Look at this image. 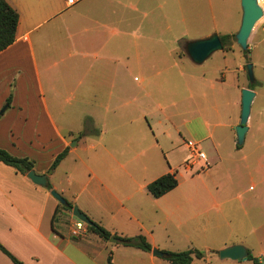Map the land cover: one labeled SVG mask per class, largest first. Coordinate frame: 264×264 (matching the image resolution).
<instances>
[{
  "label": "crops",
  "instance_id": "crops-1",
  "mask_svg": "<svg viewBox=\"0 0 264 264\" xmlns=\"http://www.w3.org/2000/svg\"><path fill=\"white\" fill-rule=\"evenodd\" d=\"M8 1L20 21L16 40L0 52V148L33 160L39 174L68 148L48 182L112 234H142L162 251L208 252L191 264H255L210 253L242 244L264 264V138H257L264 131V90L241 84L238 75L229 84L225 71L210 78L191 73L189 64L198 63L182 46L213 33L232 35L209 58L231 54L239 71L241 0H81L78 26L64 16L72 10L65 0ZM108 4L121 20L99 17ZM133 12L147 22L134 43L127 25ZM261 18L248 40L249 62L252 50L264 53ZM198 78L201 103L194 109L196 92L187 83ZM175 80L187 86L185 96L173 97ZM243 88L256 95L238 147ZM86 117L99 134L78 138ZM188 141L201 149L208 142V151L202 149L208 164H195L198 175L204 167V185L184 189L178 179L174 189L153 196L150 182L186 166ZM254 161L258 167L251 169ZM61 214L72 226L78 221L50 189L0 160V242L24 264H109L110 254L111 264H170L153 251L105 240L86 223L82 234L73 228L69 234L66 222L58 224ZM0 264H14L1 249Z\"/></svg>",
  "mask_w": 264,
  "mask_h": 264
},
{
  "label": "rangeland",
  "instance_id": "rangeland-1",
  "mask_svg": "<svg viewBox=\"0 0 264 264\" xmlns=\"http://www.w3.org/2000/svg\"><path fill=\"white\" fill-rule=\"evenodd\" d=\"M105 4V3H104ZM141 4V3H140ZM77 4L73 5L71 8V11H68V13H66L64 16L68 17L70 19H73V23L74 26H78L79 24H81V22L79 20H77V17L79 18V15L76 13L77 10H79V8L76 6ZM113 11V6L112 5H105L103 7H101V13L99 14V17L102 18V20H107L109 22H113V21H117V20H121L118 17L117 18H113L112 16V12ZM263 18L259 19L258 22L256 23V26H258ZM83 20V19H82ZM84 21V20H83ZM129 24V29L132 32L131 33V42H136V41H140V37L142 35V32L144 31L141 28H144L147 26V22L143 19L142 15L139 14V12H133L132 13V17H128L127 19V25ZM76 28V27H75ZM75 28L73 27V30H75ZM194 30H198L196 27L193 28ZM200 33H193L191 36H200ZM261 38L264 37V33L262 32ZM197 39V38H196ZM194 40V39H192ZM185 42L186 41H182V46H185ZM232 42V39L229 41V43ZM263 47V45H262ZM261 52H258L257 49H254L251 51L252 53V62L255 64V68H254V77L256 81H251V79L248 76L247 73V63L249 62L248 60V52L249 49L247 51H243L242 48L239 49V60L242 57L241 55L244 54L245 56V60L244 64L242 65V68L239 71H235V67H236V59H234L233 56H231V54H229V56L226 59H223L221 57L216 56V54H214V56H212L211 58L207 59L205 62L201 63V64H189L188 69L191 73H195L197 76L202 75V73H205L207 75L208 78L212 77V76H218L220 75V73H222L223 71H225L228 75L227 78V82L229 84L234 83L235 78L238 75L239 78V82L242 84H255L256 86H258V88H260L261 90H264V68L261 67V64L264 63V53L262 52V48L260 49ZM78 58H82V56L79 54L78 56H76ZM91 58V57H89ZM88 58V59H89ZM81 60V59H80ZM86 61V60H85ZM232 70H234L235 72H233ZM238 72V73H237ZM138 73V72H135ZM200 78L191 81V83H187L189 85L188 89L190 91H195L196 95L193 97V99H191V104L192 107L194 109L199 108L200 103H201V97L200 94H198L199 89H201V84H200ZM260 80L262 81V84H260ZM203 86L205 87L206 91L209 92L211 91V86L209 82H205V84H203ZM171 89V93L173 95L174 98H180L185 96V92L187 89V86L185 85V83H181L179 80H175L172 85L170 86ZM211 100V97L209 98V96L207 97V101ZM262 106V105H261ZM91 111L92 110V104L88 103L86 104V111ZM92 126L95 127L94 125V121H92ZM85 129V127H84ZM83 129V130H84ZM82 130V131H83ZM81 131V132H82ZM80 132V133H81ZM79 133V134H80ZM96 132L93 133H87V134H83V135H78V138L82 137V136H90V137H95ZM264 138V131L262 132V134L258 135L257 138ZM77 142V138L74 139L72 141V145L75 144ZM208 142L206 141H202L201 143V147L203 150L208 151V146H207ZM78 153H80L82 156H85L87 154V152H83L80 150V148H78ZM202 162V160H199V162ZM176 162H181V157H178ZM261 165H264V162H261ZM197 166V167H196ZM258 167V162L254 161L250 163V168L251 169H255ZM67 165L63 166V169H66ZM204 167H201V170L199 175L197 173V169H198V165H195V167L193 166L190 172V169L188 170L187 165L185 166L184 164L178 168L179 170V174L177 173V177L180 180V188H184L185 187H201L204 185V181H205V176L201 174H203L202 170ZM179 188V189H180ZM179 191V190H178ZM67 196V195H66ZM70 213H72V211H70ZM68 216V215H67ZM69 217V216H68ZM73 217V216H70ZM77 220H79L77 217H73ZM61 222H66V224H64V230L70 234L72 228H75V225H71V223H69L68 218L61 214L58 216V224H60ZM262 260V259H261ZM263 261V260H262Z\"/></svg>",
  "mask_w": 264,
  "mask_h": 264
},
{
  "label": "trees",
  "instance_id": "trees-1",
  "mask_svg": "<svg viewBox=\"0 0 264 264\" xmlns=\"http://www.w3.org/2000/svg\"><path fill=\"white\" fill-rule=\"evenodd\" d=\"M20 21V14L16 8H14L8 0H0V52L10 46L16 40L17 29ZM221 40L224 46H228L232 35H221ZM234 37V36H233ZM255 86V84H251ZM92 118L86 117L85 129L80 133V136L87 133L96 132L99 134V129L92 126ZM240 147V145H238ZM68 148L59 153L54 162L51 165V169L56 168L59 163L68 154ZM0 160L8 165L16 168L17 171L27 174L34 167V161L28 157H18L0 148ZM176 172H168L154 181L148 184V191L155 197H160L167 192L171 191L178 185V178ZM46 187L50 190L53 189L52 185L48 182ZM62 206L69 211H72L74 204L67 200V204ZM87 225L88 230L98 234L101 238L109 240L112 236L118 239V242L124 245L141 248L145 251H153V246L142 234L135 236H123L119 234H112L105 227L92 220V224ZM0 249L14 262V264H24L19 258H17L10 250H8L1 242ZM164 258L167 259L170 264H191L195 258H204L207 255V251L191 247L182 251H170L164 250ZM219 251H210V253ZM248 259L252 260L255 264H260L261 259L255 257L251 251H249ZM108 263L111 264V254L108 257Z\"/></svg>",
  "mask_w": 264,
  "mask_h": 264
},
{
  "label": "water",
  "instance_id": "water-1",
  "mask_svg": "<svg viewBox=\"0 0 264 264\" xmlns=\"http://www.w3.org/2000/svg\"><path fill=\"white\" fill-rule=\"evenodd\" d=\"M241 6L243 10L242 21L239 31L236 33V41L243 50H248L249 37L258 22L264 14L263 7L260 0H241ZM224 48V44L218 33H213L207 37L189 40L185 43L184 49L187 55L198 64L207 60L214 52ZM249 59L251 60V54L249 53ZM247 73L251 81H255L254 77V64L252 61L248 62ZM242 112L240 124L236 127L237 142L239 145L244 143L245 135L248 130L247 122L251 113V107L253 99L256 95L255 91L250 88L242 89ZM52 172V169L48 170L44 174L37 173L34 169H31L27 176L36 184L46 186L48 184V175ZM51 193L56 197L63 205L67 204V199L59 193L56 189H52ZM72 213L79 220L86 224H92L90 217L74 205ZM110 241L117 242L118 239L114 236L110 238ZM153 253L158 256H164V252L160 249H153ZM219 256L222 259L230 258L234 260L247 259L249 251L246 246L242 244H233L219 250Z\"/></svg>",
  "mask_w": 264,
  "mask_h": 264
},
{
  "label": "built area",
  "instance_id": "built-area-1",
  "mask_svg": "<svg viewBox=\"0 0 264 264\" xmlns=\"http://www.w3.org/2000/svg\"><path fill=\"white\" fill-rule=\"evenodd\" d=\"M68 7H72L81 0H65ZM187 145L189 147V155L186 160V165L188 167H193L199 160H202L204 164H208V159L206 153L199 147L195 142L188 141ZM84 223L78 220L75 224V228L72 230L74 235H80L84 231Z\"/></svg>",
  "mask_w": 264,
  "mask_h": 264
}]
</instances>
